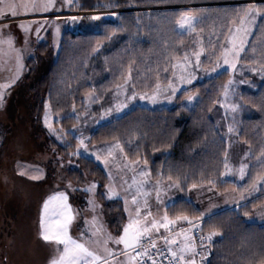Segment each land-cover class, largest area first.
<instances>
[{
	"label": "trees",
	"instance_id": "1",
	"mask_svg": "<svg viewBox=\"0 0 264 264\" xmlns=\"http://www.w3.org/2000/svg\"><path fill=\"white\" fill-rule=\"evenodd\" d=\"M109 4L113 6H105ZM250 4L264 7V0H74V10L150 8L123 11L112 19L83 16L76 32L63 29L56 51L48 32L43 40L33 44V53L24 61L21 80L29 98L26 123L29 122L34 136L44 134L50 150L75 163L66 170L68 182L83 186L87 178L96 183L95 198L114 234L126 220L122 201L105 197L104 170L94 160L75 153V137L70 136V129L79 119L83 121L80 115L85 108L83 96L95 93L96 100L90 110L98 114L113 104L117 86L125 82L129 73L130 88L150 90L157 79L168 74L172 62L183 55L190 43V32L176 29L182 12L198 17L195 26L202 34L203 47L208 54L216 56L229 28L234 26L235 12ZM240 60L258 68L264 65V13H258L257 24ZM228 78L227 71L218 72L182 90L174 105L137 104L93 128L87 125L83 134L88 136V145L118 141L128 160L147 161L144 164L153 180H170L186 188L216 181L223 171L226 148L221 132L215 127L212 110ZM255 81L245 97L247 106L242 114L239 138L257 151L264 139V75L255 77ZM190 92L196 94V102L190 107L180 104ZM46 103L54 117L53 128L62 130L66 141L43 126ZM21 141L25 148L27 139ZM12 197V205L8 206L11 212L5 223L9 229V253L15 249L12 235L20 236L18 219L22 218L21 226L26 228L34 214L28 205L29 197L15 192ZM261 202L264 194L202 218L193 202L180 198L167 205L165 211L169 218L200 219L198 226L206 237L209 232L216 233L211 241L207 240L212 254L202 264H264V224L246 220ZM28 240L20 239L19 251L24 252Z\"/></svg>",
	"mask_w": 264,
	"mask_h": 264
},
{
	"label": "rangeland",
	"instance_id": "2",
	"mask_svg": "<svg viewBox=\"0 0 264 264\" xmlns=\"http://www.w3.org/2000/svg\"><path fill=\"white\" fill-rule=\"evenodd\" d=\"M5 2H11V0H5ZM15 2L20 3L21 0H15ZM42 2L43 0H37V3ZM54 2L55 7L47 11L37 10L30 13H24L21 9L18 10L16 17H13L10 12L5 11L4 18H0V24L8 25V27L3 29L4 34H12L14 36L15 47L23 50V65L25 59L33 53V44L35 41L43 40L47 32L50 34L52 46L56 51L59 46V40L63 29L68 28L75 32L78 30V24L83 16L79 17L72 13L75 11L72 8L74 0H72L71 5H69L66 0H54ZM102 9L103 10L97 14L90 15V18L93 19L94 16H100L112 19L115 16L112 15V13H116V15L118 14L117 11L114 10L117 8ZM56 12H70L74 15L73 17H75V19H73V17L71 18L70 15L52 16L51 13ZM47 14H49V18L43 17V15ZM192 15L195 17V21L191 30L188 29L187 25L182 27L180 23L177 22L176 24V29L179 32H190L191 37L190 43L184 50L183 55L172 62L168 74L165 73L161 79H157L150 90L140 89L137 91L134 87L130 88L125 82L119 84L121 87L119 89L116 88L115 90L113 104L98 114H95L90 110L91 104L96 100L95 93L89 92L85 94L83 96L85 108L80 113L83 121L79 119L78 124L70 129V136L72 135L75 137V153L94 160L104 170L107 177V184L104 191L105 197L107 199H120L124 211L125 201H127L128 209L131 211L133 218L136 214L134 211L132 196L138 195L137 186L133 184L134 177L137 182H144L141 191L148 193L147 197L138 195V199L141 201V212H151L152 215L148 217L149 220L155 218L162 221L163 216L166 214V206L180 198H186L193 202V204L200 210V214L202 213L204 215H201V217L204 218L216 212L219 208L232 205L238 200L243 203L251 197L264 194V181L259 180V177L264 176V139L260 141L259 150L255 151L251 146L245 144L239 138L240 130L242 128L241 118L247 106L245 97L248 92L254 88L256 84L255 77H262L264 75V70L242 62L240 58L244 51L240 53V58L235 70L228 71V66L223 65L222 59L220 60L221 67L216 68V56H211L205 51L202 34L195 26L198 17L194 14ZM257 20L258 13L256 14L255 20L250 25V32L246 38L244 49L257 24ZM21 22H31L27 34L18 27V24ZM37 28L40 29L39 32L36 31ZM232 28L234 30V26H232ZM25 35H27V44H25ZM223 45L231 47L228 43L227 37L225 38ZM201 49H203V52L201 53L199 66L197 67L194 53L200 52ZM221 51L222 49H220V52ZM220 52H218L217 55H219ZM185 54H187L191 64H186L184 60ZM252 68L257 70L252 71ZM213 69L215 70L213 71ZM221 71H227L229 73V78L226 83H228L229 80H232L233 82L229 85L228 96H224L223 89L216 103V108L212 110V118L215 127L221 132L226 148L222 171L223 175H221L218 180L212 181V184L207 182L196 185V187L190 186L186 188L182 187V184L170 180H153L150 176L149 168L143 162L136 160L130 161L125 157L124 153L120 151L121 145L118 141L108 142L99 146L88 145V136L83 134V128L87 125L93 128L98 124L120 116L137 104L148 107L174 105L177 103V95L182 90L188 89L198 80L213 76ZM23 72L24 66L19 71V75L16 76V69L13 63H0V84H9V87L3 90V103L0 104V264H47L51 257L47 256L43 260L37 258L38 249L42 248L44 245H42L40 241V235L36 232L38 224L36 227L34 226V220L38 213L37 209H40L39 205H41V197L38 195L40 194L39 192L33 197L32 193L34 187L29 184L27 187H23V192H27L28 197L30 198L28 199V205L34 212L31 216V220H34L30 222V219H28V225L26 224L27 227L25 228V225L21 226L22 218L18 219V226H20L19 229H21L18 233L20 236L12 235L14 239L11 241L12 246L14 247L15 245V249L13 250L15 254L9 253L7 248L10 241L8 235L9 229L5 226V223L8 214L11 212V209L8 208V206L12 205L11 198H13L12 194L15 192L12 183L22 179L17 175L18 172L23 175L26 180L32 181L43 177L45 178V183L47 179L50 180L51 183L48 185L45 184L44 186L45 192L51 188L58 187L63 189L61 191L66 192L65 194H68V204L71 205L73 213V220L69 225V234L74 239L81 238L80 234L82 232L85 233L84 239H87L91 235L90 228L92 226V217L94 215L97 217V225H103L106 232H110L113 236H118L121 233L123 226L128 223L129 212L125 211L126 220L120 231L114 234L103 219L100 205L95 198V190L91 193L85 191L89 185L95 182L86 178L83 186H76L70 183L71 186L69 187L66 170L74 167L75 163L70 160H65L61 155L50 150L46 144L44 134L34 136L32 128L29 126V122L26 123L25 115H29V98L25 93V88H23L21 81ZM13 76H16L15 82L10 83ZM181 77L190 79V83L182 82ZM169 82H171L172 86L176 89V94L171 100L164 99L163 96L156 103H151L146 99H140L141 95H151L156 89L157 84H159L161 88H168V93L166 94H170L171 88H169ZM133 91L136 93L135 98L131 100L125 99L128 96H132ZM189 96L192 97L191 101L188 100ZM196 100V94L190 92L179 102L182 105L190 107L196 102ZM119 104H123L124 106L118 108ZM232 104L238 105V108L235 111L230 107ZM46 111L48 120L53 127L54 117L52 116L49 107L47 110L45 109L42 114L43 126L48 128L45 125ZM229 127L233 129L231 132H229ZM57 132H59L61 136L60 139L63 141L64 138L66 141L65 133L60 129H58ZM21 137L22 139L24 137L27 139V146L25 148L22 146L24 143L21 141ZM80 140L84 141V145H80L78 148ZM67 142L71 143V140L67 139ZM117 145H119V147H117ZM110 152L111 155H109ZM97 156L100 157L99 160L96 158ZM24 162H26V166L24 165ZM225 164H227V169L225 168ZM241 164L248 166L245 168V175L243 177H241L239 173ZM142 170L148 173L146 177H141L139 175ZM48 173H50V177ZM33 177L36 178L34 179ZM11 179L12 181H10ZM1 180L6 184H1ZM157 181H159V199H157ZM109 189L114 191L116 195L109 196ZM23 194L24 193H21V195ZM90 199L94 200L97 206L95 212L92 211L88 203ZM145 199L147 200V208L144 207ZM246 220L248 222L264 224V202L255 206L251 214L246 217ZM29 224L30 227L28 229ZM176 224L177 222L172 224V226H175ZM160 229L163 228L161 227ZM185 232H188V230H185ZM154 233L155 230H153V234ZM26 238L29 240L25 241V246H23L24 252L19 251L18 242L20 244V239L26 240ZM109 247L114 250H120L123 248L122 245H116L113 243H109ZM12 256L14 257V262ZM193 259V257L190 258V260Z\"/></svg>",
	"mask_w": 264,
	"mask_h": 264
},
{
	"label": "snow or ice",
	"instance_id": "3",
	"mask_svg": "<svg viewBox=\"0 0 264 264\" xmlns=\"http://www.w3.org/2000/svg\"><path fill=\"white\" fill-rule=\"evenodd\" d=\"M66 2L71 5L72 0H66ZM106 7H111L113 5H105ZM55 7L54 0H43L42 3H37V0H21L20 3H16L15 0L11 2H5V0H0V18H4L5 11L10 12L13 17H16L18 10H23L24 13H30L37 10L47 11ZM257 13H264V7H258L254 4L247 5L245 8L237 10L233 17V28H229L227 40L231 47H226L221 45L222 51L219 55H216L215 52L212 55H216V68H220V60L222 59L223 65L228 66V71L235 70L237 68V63L240 58V53L244 51V44L246 38L250 32V25L256 18ZM116 15V13H112ZM75 19V17H73ZM93 19H99L98 16H94ZM195 17L191 12H182L179 17L178 23L183 27L187 25L188 29L193 28ZM30 23H19L18 27L22 29L26 34L29 31ZM8 27L6 24H0V63H13L16 69V76L19 75V71L23 68V50L15 47L14 36L12 34H4L3 29ZM39 28L36 29L39 32ZM58 31V28H57ZM25 44H27V35H25ZM200 52L194 53L195 59L197 62V67L199 66V61L201 58ZM184 60L186 64H191V61L188 59L187 54H185ZM261 69L264 70V65H261ZM215 69H213L214 71ZM257 69L252 68V71ZM16 76H13L10 80V83H14ZM128 79H130V73L128 77H125V84H127ZM182 82L190 83V79L181 77ZM232 80H229L224 87V96L227 97L229 93V85L232 83ZM9 87V84H0V104L3 103L4 98V89ZM121 86L118 85L119 89ZM169 88H171V93H168V88H161L157 84L156 89L152 92L151 95H141L140 99L148 100L151 103H156L162 96L164 99L171 100L176 94L175 87L172 86L169 82ZM136 96L135 91H133L132 96H128L125 99L131 100ZM188 100L191 101L192 97L189 96ZM123 104H119V107H123ZM48 104H45V109L47 110ZM231 109L235 111L238 108L237 104L230 105ZM45 125L49 130L57 135V138L60 139L61 136L56 129L52 127V124L48 120L47 111L45 114ZM233 129L229 127V132ZM80 145H84V141L80 140ZM86 147V145H85ZM119 147V145H117ZM120 151L123 152V148H120ZM111 155V152L109 153ZM98 160L99 156L96 157ZM135 163V162H133ZM146 164L147 161H144ZM248 166L241 164L239 168L240 176L245 175V168ZM227 169V164H225ZM141 177H146L147 172L141 171L139 173ZM223 175V173L221 174ZM34 179L36 177H33ZM260 181H264V176L259 177ZM143 181L137 182L135 177L133 178V184L137 186L138 195H143L147 197V192H142ZM209 184L213 182L208 181ZM159 181H157V199H159ZM71 186L69 182V187ZM131 187V186H130ZM196 187V185H192ZM96 188L95 183L89 185L85 191L94 192ZM109 196H115L116 193L109 189ZM138 195L132 196V202L134 205L135 217L133 218L131 211L128 209L127 201H125V211L129 212V220L126 223L121 233L118 236H113L110 232H106L103 228V225H97V217L94 215L92 217V226L90 228L91 235L84 239L85 233H81L79 239H74L69 234V225L73 220V213L71 210V205L68 204V197L64 192H58L54 196H50L43 203V210L40 215V237L45 242H50L55 245L54 255L49 259L48 264H117L116 259V250L109 247V243L116 245H122L123 248L119 250V255L123 256L124 259L119 261V264H147V261H151V264H159L156 255H163L161 250L157 249V239H163L166 245H169L167 252L172 257V260H169V264H195V260H188L185 257V253L194 252V245L192 243V237L188 235L184 230H182L184 241L178 247L177 250H173L171 245L177 243L175 237L169 238V236H160L153 238V230L159 232V229L162 227L165 230H170V225L174 224L176 220H185L192 224V221L189 220L187 216H177L175 219H169L168 215L165 214L161 220L152 218L148 219L151 216L150 211L145 213L141 212V201L138 199ZM55 201V205L50 207ZM93 212L96 210L95 201L90 199L88 201ZM144 207L147 208V200H144ZM54 218V219H53ZM87 223V221H86ZM215 232H209L207 237H201V243L205 239L211 241L212 236L215 235ZM155 253V255H153ZM167 259V257H165Z\"/></svg>",
	"mask_w": 264,
	"mask_h": 264
},
{
	"label": "built area",
	"instance_id": "4",
	"mask_svg": "<svg viewBox=\"0 0 264 264\" xmlns=\"http://www.w3.org/2000/svg\"><path fill=\"white\" fill-rule=\"evenodd\" d=\"M150 7L147 8H125V9H114L117 11V13L123 12V11H129V10H140V9H149ZM157 8V7H154ZM103 9H89V10H75L72 13L76 16L82 17V16H92V14H97L98 12L102 11ZM70 13V12H56V13H51L52 16H58V15H70V17L72 18L74 15ZM48 15V16H47ZM47 15H43V17H48L49 18V14ZM51 17V15H50ZM192 224H190L188 221H186L185 223L181 224V225H177V226H172L170 225V230H165L163 229L162 231H160L157 234H153V238H157L160 236H169V238H171L174 234L182 231V230H188L190 236L192 237V243L194 245V252H190L188 254V257L186 259L190 260L191 257L194 258L196 264H202L204 263L206 260H208L211 257V249L207 243V239H205L203 241V243H201L200 238L206 237L199 229L198 223L199 220H191ZM179 243H176L175 245H171V247L173 248V250H177L179 247ZM157 249L161 250V252L163 253V255H156L155 258L157 259V261L159 262V264H169V260H172L173 258L170 257V255L167 252V248L169 247V245H166L163 239H157V244H156ZM153 255H155V253H153ZM165 257H167V259H165ZM147 264H151V261H147ZM182 264V262H181Z\"/></svg>",
	"mask_w": 264,
	"mask_h": 264
},
{
	"label": "crops",
	"instance_id": "5",
	"mask_svg": "<svg viewBox=\"0 0 264 264\" xmlns=\"http://www.w3.org/2000/svg\"><path fill=\"white\" fill-rule=\"evenodd\" d=\"M48 130H49V128H47ZM2 132V131H1ZM1 135H2V133H1ZM2 137V136H1ZM0 143H1V140H0ZM24 165L26 166V162H24ZM17 175H19L22 179L21 180H19V181H14L13 183H12V185H13V187H14V189H15V193H17V194H19V195H21V193H24L23 195H21V196H23V197H25V198H27L28 197V193L27 192H23V187H27V185L29 184L30 186H33L34 187V189H33V197L35 196V195H37L38 194V192L40 193V194H38L39 195V197H41L40 198V200H41V205H39L40 206V209H37V211H38V213H37V217H36V219L34 220V226L36 227L37 226V224H38V226H37V228H36V232H38V234H39V232H40V215H41V212H42V210H43V203H44V201L46 200V199H48L50 196H54L56 193H58V192H64V191H61V190H63V189H60V188H58V187H55V188H51V189H49L48 191H44V186H45V184L46 185H48L49 183H51L50 182V180H46V183H45V178L43 177V178H40V179H36V180H32V181H30V180H26L25 178H24V176L23 175H21L19 172H18V174ZM10 181H12V179L10 180ZM1 184H6L4 181H2L1 180ZM64 193H66V192H64ZM66 195H68V194H66ZM46 197V198H45ZM69 198V197H68ZM1 202V201H0ZM242 203V201H240V200H238L236 203H234V204H232V205H229V206H226V207H221V208H219V210L220 209H224V208H228V207H235V206H237V205H239V204H241ZM1 204V203H0ZM55 205V201L53 202V204L52 205H50V206H54ZM218 211V210H217ZM36 214V213H35ZM201 215L202 216H204L202 213H201ZM35 218V217H34ZM170 219H174V218H170ZM190 219V218H189ZM32 220V221H33ZM176 222L177 223H184V222H186L185 220H176ZM70 229V228H69ZM164 229V228H163ZM163 229H159V232L160 231H162ZM185 231V230H184ZM159 232H155L154 234H157V233H159ZM182 233V231H180V232H178V233H176V234H174L173 236L175 237V239H176V241H177V243H179V245H181L182 244V242L184 241V236H183V234H181ZM188 235H190L189 234V231L188 232H186ZM172 236V237H173ZM171 237V238H172ZM40 241H41V243H42V245H44V246H42V248H39L38 249V255H37V258H39V259H44V258H46L47 256H49V257H52L53 255H54V250H55V245H53L52 243H50V242H45L41 237H40ZM111 248V247H110ZM116 253H117V255H116V259H117V264H119V261H122L123 260V257L121 256V255H119V250H116ZM190 253V252H189ZM189 253H185V257L187 258L188 257V254ZM14 254H15V252H14ZM16 257V256H15ZM12 259H13V262H14V257L12 256ZM38 264V263H37ZM48 264V263H47Z\"/></svg>",
	"mask_w": 264,
	"mask_h": 264
}]
</instances>
